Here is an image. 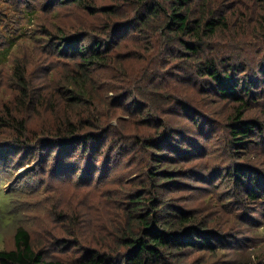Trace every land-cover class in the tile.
Wrapping results in <instances>:
<instances>
[{"label":"trees","instance_id":"trees-1","mask_svg":"<svg viewBox=\"0 0 264 264\" xmlns=\"http://www.w3.org/2000/svg\"><path fill=\"white\" fill-rule=\"evenodd\" d=\"M52 1L77 6L91 19L81 21L74 34L62 29L63 33L50 39L53 54L73 64L65 76L64 96L58 92L50 101V112L57 118L37 131L29 127L28 114L24 117L8 110L9 118L0 116V132L11 125L12 152L20 156L37 152L34 156L43 170L72 167L64 176L75 177L78 186H91L90 194L97 195L109 176L105 173L114 170L98 165L109 163L113 152L125 145L118 136L128 130L129 119L121 116L136 115L134 124H144L149 131L125 134L142 155L137 175L104 194L120 208L105 218L111 226L107 235L98 230L105 215L100 199L93 203L97 212L90 219L84 214L64 215L68 229L53 245L67 253L35 244L31 231L18 226L14 247L0 249V264H185L189 252L214 250L215 242L225 237L223 230L181 206L172 193L184 186L182 179L195 174L192 166L183 169L182 164L193 155L187 147L196 144L186 138L176 140L179 131L166 116L182 115L186 126L200 130L209 122H219L230 155H244L246 160L228 163L230 167L220 177L227 174L235 187L254 200L264 198V169L256 168L248 153L250 145L259 142L257 138H264V113L249 112L252 101L260 102L264 96L256 90L261 88L259 82L264 84V0L259 10L250 15L241 11L235 21L228 13L236 9L233 0L221 4L217 0ZM240 10L244 9L240 6ZM96 21L98 25H89ZM251 25L258 41L254 49L233 35ZM45 32L47 36L49 30ZM218 38L225 40L223 46ZM246 48L254 51V57L242 56ZM104 73L123 85L110 86ZM15 77L19 103L25 107L20 111L49 106L46 89L26 80L20 63ZM119 90L123 94L107 96ZM161 90L167 99L158 98ZM199 90L216 91L233 102L234 109L209 117L210 104L199 102ZM59 103L69 107L62 115L57 113ZM6 217L5 211L0 213L1 222Z\"/></svg>","mask_w":264,"mask_h":264},{"label":"rangeland","instance_id":"rangeland-1","mask_svg":"<svg viewBox=\"0 0 264 264\" xmlns=\"http://www.w3.org/2000/svg\"><path fill=\"white\" fill-rule=\"evenodd\" d=\"M217 1L221 4L227 0ZM53 3L52 0H0V116L6 117L8 110L14 114L21 113L24 117L28 114L31 117L29 127L37 131H40L46 121L57 118L55 113L50 112V106L53 105L50 101H54L58 92L64 96L68 84L65 76L69 73L68 68L73 66L71 60L53 54V44L50 39L63 33L62 29L66 33L74 34L81 21L91 19L77 6ZM232 3L236 5V9L228 13L230 19L235 21L241 11L250 15L259 10L262 1L233 0ZM240 6L244 10H240ZM89 25L94 27L98 23L96 21ZM46 29L49 30L47 36ZM233 35L246 40L252 49L258 42L252 25L245 30L240 29ZM216 41L221 46L225 42L222 38ZM242 56L252 58L254 51L246 48ZM18 63L25 68L26 80L34 83L40 90L46 89L48 94L46 101L49 106L45 104L39 110L33 111L19 110L25 107L19 103L20 87L15 77ZM186 66L190 69V60H186ZM104 75L110 86L123 85L117 83L108 73ZM201 82L204 84L199 79V83ZM259 85L261 88L256 90H262L264 93L263 82H259ZM210 91L207 93L205 90H199L197 93L199 102L206 104L209 102V117L220 116L234 109L233 102L230 104V101L222 99L216 91ZM112 94L118 95L123 92L110 91L107 96ZM167 97V93L161 90L158 98L163 100ZM68 108L59 103L57 113L62 115ZM249 112L254 116H257V113H264V96L260 102L252 101ZM121 117L129 119L128 130L118 136L119 141L125 145L119 146L113 152L109 163L98 165V167L110 165L114 170L111 174L105 173V176H109L107 181L102 183L101 192L97 195L95 192L90 194L91 186H78L75 177L64 176L72 170L68 165L56 171L48 168L43 170L44 166L34 156H37V152L25 156L14 154L12 152L14 147L9 146L11 125H5L0 132V195L3 199L0 203V213L5 211L8 220L5 222L0 220V249L13 248L15 230L18 226H24L31 231L35 244L47 245L49 250H61L59 253H67L68 250L63 251L64 248L53 245V240L65 235L68 229L67 223L63 220L64 215L75 214L80 217L84 214L90 219L92 214L97 212L92 205L100 199V210L105 215L98 230L102 235L109 233L110 222L105 218L112 213H118L120 208L113 203L110 204L104 194L114 192L118 182L126 183L128 178L137 175L136 167L142 155L140 148L132 145V140L125 134L131 130L146 133L149 131L144 124H134L136 115ZM167 117L179 131L177 134L180 136H177L176 140L186 138L196 144V147L192 143H190L191 148L187 147L193 151V155L190 160L182 164L185 165L183 169L192 166L195 174L182 179L184 186L175 188L172 193L181 206L196 211L200 217L210 220V224L221 228L225 235L215 242L214 250L198 249L189 252L183 262L185 264H264V198L254 200L248 197L244 190L235 187L227 174L220 177L222 171L230 167L228 163L245 162L244 155H230L227 138L222 136L226 132H222L219 122H209L206 128L200 130L190 125L186 126L185 117L182 115ZM112 124L116 125L117 119H113ZM108 139L109 137L107 141ZM259 139L257 138L259 142L250 145L248 153L255 163L253 165L264 169V138ZM102 172L101 170L100 173Z\"/></svg>","mask_w":264,"mask_h":264}]
</instances>
